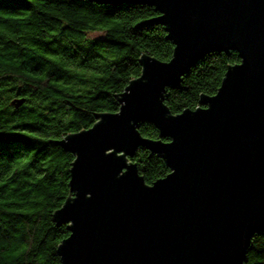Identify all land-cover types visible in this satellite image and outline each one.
<instances>
[{"label":"water","instance_id":"obj_1","mask_svg":"<svg viewBox=\"0 0 264 264\" xmlns=\"http://www.w3.org/2000/svg\"><path fill=\"white\" fill-rule=\"evenodd\" d=\"M88 1L152 6L158 14L132 27L163 25L172 48L166 61L136 58L140 75L116 93L117 110H93V125L53 137L73 154L69 192L52 211L68 230L59 264H244L264 231V0ZM230 50L240 62L225 65L217 90L170 114L165 89ZM141 122L160 138L142 137ZM140 147L170 169L151 185L128 160Z\"/></svg>","mask_w":264,"mask_h":264},{"label":"trees","instance_id":"obj_2","mask_svg":"<svg viewBox=\"0 0 264 264\" xmlns=\"http://www.w3.org/2000/svg\"><path fill=\"white\" fill-rule=\"evenodd\" d=\"M150 14L158 12L143 4L0 0V264L60 263L55 243L68 230L52 211L69 192L73 154L53 137L93 125V110H117L116 93L140 75V54L169 59L163 25L132 27ZM233 62H240L234 50L197 61L165 89L168 112L201 107L199 92H215ZM16 99L23 101L16 106ZM137 128L142 137L160 138L150 122ZM128 160L148 185L170 172L162 156L143 147ZM244 264H264V231L250 237Z\"/></svg>","mask_w":264,"mask_h":264},{"label":"rangeland","instance_id":"obj_3","mask_svg":"<svg viewBox=\"0 0 264 264\" xmlns=\"http://www.w3.org/2000/svg\"><path fill=\"white\" fill-rule=\"evenodd\" d=\"M90 36L98 37V36H100V34H98V33H91Z\"/></svg>","mask_w":264,"mask_h":264}]
</instances>
